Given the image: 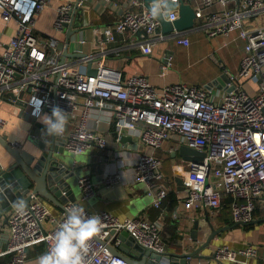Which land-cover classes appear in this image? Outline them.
<instances>
[{
	"label": "built area",
	"instance_id": "built-area-1",
	"mask_svg": "<svg viewBox=\"0 0 264 264\" xmlns=\"http://www.w3.org/2000/svg\"><path fill=\"white\" fill-rule=\"evenodd\" d=\"M144 1L131 0V4L139 8ZM183 1L194 7L196 21H200L198 29L208 38H229L238 32L246 42L238 73L228 76L230 86L235 87L232 92L217 97L206 88L186 83L158 90L144 75L125 77L113 68L111 59L134 49L149 56L160 43L175 40L189 45L187 32L164 34L161 22L152 19L149 10L129 11L114 25L96 31L92 53L74 58L72 55L81 50L76 48L71 53L73 42L81 48L87 40L73 41L72 37L66 44V31L73 24L72 13L83 6L84 0L58 9L54 28L60 36L48 35L37 27L38 17L51 0H0L2 22H16L18 26L9 43L0 41V108L6 100L13 104L24 101L32 107V114L59 106L67 113L65 131L60 136L62 147L74 156L94 146H108L107 139L90 127L96 112L103 113L113 124L118 142L128 135L138 139L144 148L157 151L178 136L183 145L206 154L204 161L188 163L186 210L204 207L217 212L223 200L230 197L234 221L247 225L254 221L258 210L264 211V24L256 23L264 15V0H242L235 8L230 5L238 0ZM216 3L221 8L214 11ZM178 18V12H173L168 21ZM90 64L96 75L88 74ZM172 66L173 55L169 53L161 65V75L166 76ZM7 125L8 121L0 116V132ZM10 145L20 148L18 142ZM134 175L136 182L145 186L153 206L163 211L170 193L164 182L163 161L154 153H141ZM118 182L117 174L105 178L108 187ZM79 187L84 201L96 196L89 176L79 179ZM30 196L23 214L14 208L9 216L4 253L11 255L10 264H26L29 248L39 243H44L48 252L53 234L74 206L102 221L101 233L93 238L85 254V264H128L108 248L123 245L119 238L123 232H128L142 248L165 252L162 219L120 220L108 212L93 213L77 202H68L58 218L39 194L31 192ZM257 255L255 246L240 251L225 246L216 250L215 259L234 264L239 257Z\"/></svg>",
	"mask_w": 264,
	"mask_h": 264
},
{
	"label": "crops",
	"instance_id": "crops-1",
	"mask_svg": "<svg viewBox=\"0 0 264 264\" xmlns=\"http://www.w3.org/2000/svg\"><path fill=\"white\" fill-rule=\"evenodd\" d=\"M79 0H51L44 12L37 19L39 30L48 35L60 36L56 32L54 25L58 17V9L67 3H75ZM146 1V0H145ZM137 8L131 4V0H84L81 9L80 24L82 28L73 36V41L85 38L87 44L79 48L74 42L73 45L79 50L80 54L90 55L96 45V31L104 27L112 26L129 11L148 10L146 2ZM242 0L230 5L235 8ZM221 6L216 3L213 10H219ZM257 24H264V20L259 18ZM200 21L188 33L189 45L182 42L172 41L160 43L154 49L153 55L145 56L139 49L126 52L120 58H113L110 65L120 70L125 77L134 75L146 76L150 83L158 90L169 85L186 83L190 86L207 88L223 75L237 74L240 63L246 52V42L239 38V33H233L229 38L217 37L210 39L198 29ZM18 26L16 22L4 24L0 17V41L4 44L16 35ZM207 41L215 42V52L219 53L230 46L241 48V58L233 64L218 62L215 52H209L208 60L214 63L213 72L202 76L193 73L189 68L198 57L202 56L203 43ZM175 49L178 50L175 52ZM173 55V66L166 76L161 75V65L167 54ZM190 64V65H189ZM229 78V77H228ZM221 87V88H219ZM224 87V88H223ZM229 85L218 84L213 90H209L217 97L227 94ZM208 90V89H207ZM42 114H51L47 111ZM0 116L8 121L6 129L0 132L2 137H7L9 143L18 142L19 150L28 152L40 157L47 154L51 148V136L44 135L45 126L40 122L38 116L32 114V107L24 109L10 101H4L0 108ZM92 130L106 138L108 146L100 148L94 146L90 151L81 155L74 156L65 151V156L76 161L75 166L78 172L72 179V194L66 193L61 198L60 205L47 202L51 214L61 217L65 205L69 200H74L84 208L93 213L108 212L120 220L146 218L151 221L162 219L164 223L162 231V242L165 252L186 253L194 252L210 239L214 231L223 230L217 235L208 247L199 255L209 257L207 259H190L189 264H232L220 263L215 258V252L221 247H230L240 251L250 246L258 248L256 257H239L234 264H264V231L258 227L264 221V211L258 210L255 213L254 221L242 226L236 223L231 213L232 199L227 197L223 200L222 209L214 212L210 209L201 207L194 210H186L184 201L187 196L185 179L187 177L188 163L191 160L185 159L180 154L183 144L178 136H174L167 141L161 150L153 151L144 148L138 139L135 144L127 146L121 141H117L115 127L109 119L101 112H96L90 122ZM46 145V150L40 149V144ZM148 152L155 154L163 161V172L165 184L169 189V196L163 205V211L153 206L152 199L147 196L144 185L135 180L134 168L138 156ZM13 162L8 151L0 143V170L7 169ZM119 175V182L112 188L105 183V178L110 175ZM89 176L96 187V196L89 200L82 199V192L79 187V179ZM183 181L179 185L178 181ZM71 202V201H70ZM9 215V214H8ZM5 217L0 221V264H10L11 255L5 254L9 238V225H4ZM198 224L200 230L193 234L195 226ZM47 252L44 243H39L28 250L26 264H38L39 258Z\"/></svg>",
	"mask_w": 264,
	"mask_h": 264
},
{
	"label": "water",
	"instance_id": "water-1",
	"mask_svg": "<svg viewBox=\"0 0 264 264\" xmlns=\"http://www.w3.org/2000/svg\"><path fill=\"white\" fill-rule=\"evenodd\" d=\"M148 10L151 7V0H146ZM173 12H178L179 18L170 22L167 20H159L162 25V32L170 34L174 30L178 32H187L193 29L196 25V12L191 4L180 0L175 4ZM73 24L67 27L65 43L69 44L72 37L76 35L82 25L79 23L81 18V9L75 10L72 13ZM63 45H60L62 48ZM87 55L74 54V58H83ZM89 75H96L97 71L93 69L92 64L88 68ZM229 85L230 80L227 75H223L217 81L212 83L206 89L213 90L218 84ZM221 88V87H219ZM224 88V87H223ZM234 86H230L226 91L228 93L234 90ZM13 97V96H12ZM15 98V97H14ZM17 105L27 109L28 105L22 100H18ZM52 109L47 110L51 113ZM52 137V136H51ZM123 144L127 146L135 144V139L131 136H123L121 139ZM0 143L8 151L13 159V162L7 169L0 170V221L5 217L4 225L9 224V216L14 209V204L23 200L26 207L31 201V192L39 194L47 202L55 205H60L61 198L66 193L72 194V179L75 178L78 168L75 166L76 161L65 156V150L62 147V139L60 136L51 138V148L47 154H42L40 157L22 152L19 149H14L8 142L7 137L0 135ZM42 151L46 150L45 144H40ZM180 154L190 162L204 161L206 154L202 151L191 149L183 145L180 149ZM179 185H183V181H178ZM74 200H69V202ZM9 214V215H8ZM245 226V224H240ZM200 230L198 224L195 226L196 234ZM223 230L214 231L210 239L194 252L186 253H171L157 252L153 249L142 248L136 244L135 240L128 232H123L119 235L123 245L119 248L109 245L108 248L114 255L123 257L128 264H189L190 259H207L199 254L210 245V242L219 235ZM215 258V255H214Z\"/></svg>",
	"mask_w": 264,
	"mask_h": 264
},
{
	"label": "clouds",
	"instance_id": "clouds-1",
	"mask_svg": "<svg viewBox=\"0 0 264 264\" xmlns=\"http://www.w3.org/2000/svg\"><path fill=\"white\" fill-rule=\"evenodd\" d=\"M176 0H151L149 16L156 20L171 18ZM40 122L45 126L44 135L57 137L63 135L67 124V113L59 106L53 107L51 114H38ZM25 203L19 200L14 204L18 213L23 214ZM102 230L101 218L88 216L83 208L74 206L68 210L65 220L52 236L53 244L38 264H85V254L90 243Z\"/></svg>",
	"mask_w": 264,
	"mask_h": 264
},
{
	"label": "rangeland",
	"instance_id": "rangeland-1",
	"mask_svg": "<svg viewBox=\"0 0 264 264\" xmlns=\"http://www.w3.org/2000/svg\"><path fill=\"white\" fill-rule=\"evenodd\" d=\"M260 18H262V20H264V15H262ZM173 43H176L175 40H171ZM203 48H202V56L198 57L193 63H195L193 65V67L189 68L191 72L193 73H199L202 76L208 75L210 74V72H213V70L215 69V65L213 62H211L210 60H208L207 55L209 54V52H215V42L213 41H205L203 44ZM76 47L75 45H71L70 47V51L71 53L75 52ZM212 50V51H211ZM178 50L175 49V52H177ZM216 58L218 60V62H222L223 65L227 64V61L230 64H233L236 60L241 58V48L239 46H230L229 48H226L224 50H222V52L216 53ZM190 65V64H189ZM214 67V69H213ZM264 218H262L261 220H263ZM258 227H260L261 230L264 231V221L262 223H260L258 225Z\"/></svg>",
	"mask_w": 264,
	"mask_h": 264
}]
</instances>
